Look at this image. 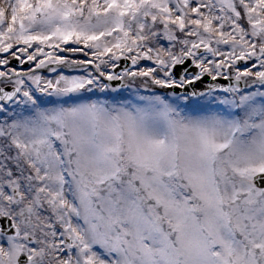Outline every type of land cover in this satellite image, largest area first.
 Masks as SVG:
<instances>
[{
	"label": "snow or ice",
	"instance_id": "6c2138e0",
	"mask_svg": "<svg viewBox=\"0 0 264 264\" xmlns=\"http://www.w3.org/2000/svg\"><path fill=\"white\" fill-rule=\"evenodd\" d=\"M0 264H264V0H0Z\"/></svg>",
	"mask_w": 264,
	"mask_h": 264
}]
</instances>
